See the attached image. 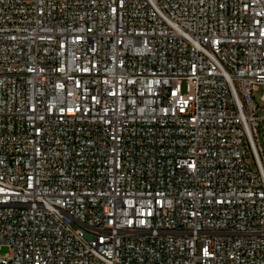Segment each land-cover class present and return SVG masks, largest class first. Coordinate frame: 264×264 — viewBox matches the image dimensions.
<instances>
[{
    "label": "built area",
    "instance_id": "2783aa9c",
    "mask_svg": "<svg viewBox=\"0 0 264 264\" xmlns=\"http://www.w3.org/2000/svg\"><path fill=\"white\" fill-rule=\"evenodd\" d=\"M261 88L264 0H0V264H264Z\"/></svg>",
    "mask_w": 264,
    "mask_h": 264
},
{
    "label": "rangeland",
    "instance_id": "374dc122",
    "mask_svg": "<svg viewBox=\"0 0 264 264\" xmlns=\"http://www.w3.org/2000/svg\"><path fill=\"white\" fill-rule=\"evenodd\" d=\"M184 90H185V87H184ZM263 91H264V89L261 88L259 91L254 93L256 100H260ZM260 141H261L262 147L264 148V135L263 134H261V136H260ZM7 252H9V247L2 246L0 249V255H5Z\"/></svg>",
    "mask_w": 264,
    "mask_h": 264
}]
</instances>
